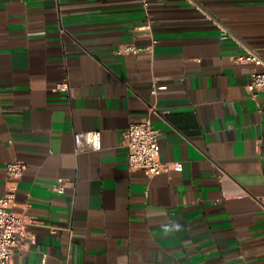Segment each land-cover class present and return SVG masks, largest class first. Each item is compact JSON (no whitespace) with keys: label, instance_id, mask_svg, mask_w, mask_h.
Returning <instances> with one entry per match:
<instances>
[{"label":"crops","instance_id":"0c3cea01","mask_svg":"<svg viewBox=\"0 0 264 264\" xmlns=\"http://www.w3.org/2000/svg\"><path fill=\"white\" fill-rule=\"evenodd\" d=\"M249 50L264 58V0H0V196L28 221L11 264H264V92L247 88L264 67L235 61ZM149 115L167 165L153 177L123 143ZM93 130L102 150L79 148Z\"/></svg>","mask_w":264,"mask_h":264},{"label":"built area","instance_id":"2783aa9c","mask_svg":"<svg viewBox=\"0 0 264 264\" xmlns=\"http://www.w3.org/2000/svg\"><path fill=\"white\" fill-rule=\"evenodd\" d=\"M152 0H141L143 8L148 11ZM149 26V25H148ZM221 28V39L237 37L225 26L219 24ZM141 47L134 43L121 45L116 52L118 54L138 53ZM237 63L254 64L264 67V58L249 50L246 53L235 57ZM59 88H68V83H61ZM167 88L166 83L158 80L154 81L151 92L157 94L160 89ZM248 91L256 96L259 92H264V68H256L250 74ZM152 112L158 113L156 108ZM161 132L153 124L152 117L146 116L134 119L123 133V143L128 151V163L132 170H142L149 177L160 174L167 165L161 160L160 146ZM75 141L79 148H87L100 151L103 148L100 130L76 133ZM173 168L182 169L181 163H174ZM25 166L22 162L16 161L7 164L6 173L10 180L20 178ZM65 183L57 185L59 191L64 190ZM14 191L9 190L5 195L0 196V264H11L14 252L21 243L26 233L27 219L23 213L13 209ZM53 228V227H52Z\"/></svg>","mask_w":264,"mask_h":264}]
</instances>
